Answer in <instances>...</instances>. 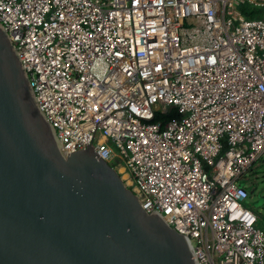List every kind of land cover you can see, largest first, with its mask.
<instances>
[{
  "label": "built area",
  "instance_id": "built-area-1",
  "mask_svg": "<svg viewBox=\"0 0 264 264\" xmlns=\"http://www.w3.org/2000/svg\"><path fill=\"white\" fill-rule=\"evenodd\" d=\"M0 24L65 153L92 145L196 264H264L237 183L264 153V0H0Z\"/></svg>",
  "mask_w": 264,
  "mask_h": 264
},
{
  "label": "water",
  "instance_id": "water-1",
  "mask_svg": "<svg viewBox=\"0 0 264 264\" xmlns=\"http://www.w3.org/2000/svg\"><path fill=\"white\" fill-rule=\"evenodd\" d=\"M0 264H196L92 145L63 151L1 24Z\"/></svg>",
  "mask_w": 264,
  "mask_h": 264
},
{
  "label": "rangeland",
  "instance_id": "rangeland-1",
  "mask_svg": "<svg viewBox=\"0 0 264 264\" xmlns=\"http://www.w3.org/2000/svg\"><path fill=\"white\" fill-rule=\"evenodd\" d=\"M237 183L244 186L250 193L245 206L253 212H258L261 218H264V153Z\"/></svg>",
  "mask_w": 264,
  "mask_h": 264
},
{
  "label": "trees",
  "instance_id": "trees-1",
  "mask_svg": "<svg viewBox=\"0 0 264 264\" xmlns=\"http://www.w3.org/2000/svg\"><path fill=\"white\" fill-rule=\"evenodd\" d=\"M240 11L244 14L246 18H254L256 17L259 13L254 12V11H246L245 8L241 7ZM247 191V190H246ZM250 196V193L248 192V197ZM257 216V223L256 226L264 230V218H261V214L258 212H254Z\"/></svg>",
  "mask_w": 264,
  "mask_h": 264
}]
</instances>
